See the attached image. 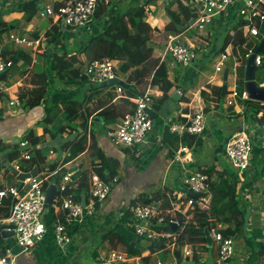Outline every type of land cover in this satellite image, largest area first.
Returning <instances> with one entry per match:
<instances>
[{
	"label": "crops",
	"instance_id": "crops-1",
	"mask_svg": "<svg viewBox=\"0 0 264 264\" xmlns=\"http://www.w3.org/2000/svg\"><path fill=\"white\" fill-rule=\"evenodd\" d=\"M21 1L25 0H0V10H2L4 13L8 10V8L12 7L14 2ZM51 1L52 4L50 5H53L54 2H59L62 0ZM106 1L108 3L110 0ZM113 2V4L117 3L116 0H113ZM162 2L163 0H156L154 5H150L152 11L149 10V18L151 19L150 23L154 28H156L155 30H158L157 32H160L161 30L164 31L165 26L171 20L170 16L163 17L164 12L161 5ZM113 4H111V8L114 6V9L116 10L115 5ZM158 4L161 5V8L158 6ZM124 6L125 5L123 4V7ZM151 12H153V15H151ZM3 19L9 24L8 30L11 29L13 31L18 28L23 32L22 35H19L18 33H11L10 37L14 35L27 38L25 33L30 32V36L33 38L29 37L27 39L33 40L35 45H26L27 48H25L19 46L23 44H16L15 42V44L13 43V45L17 47L14 49L17 51V55L19 51H21L23 54L27 55L29 60H27L25 57H22L21 59L17 58V63L21 62L22 64H26L27 67L24 69V75L22 78L18 79L15 83L10 86H6L4 80L6 79L7 75L3 78V83L7 89L5 92L0 93V109H3L4 111L3 119L0 120V141L3 142L0 143V189L18 186L19 179L17 175L9 168V165L12 164L20 171H23L20 169V166L26 165L27 160L19 157L13 161H9L8 156L9 152L11 151L10 147H12L13 144H17L19 147H21L20 142L24 140V136L30 129H34L37 135L43 136L44 138V141L38 145V148L42 150V155L46 157L45 162L42 164V171L51 169L50 167L52 165L55 166L53 169H57L61 164H63L61 172L57 173V175L60 176V182L67 173L71 172L72 179L74 180L73 188L75 191H77L80 183V181L76 179L78 173H87L89 186L91 173L99 169L94 166L101 162V159L98 155L100 151L107 159H113V161L118 162L119 164L118 175L114 178L116 181L114 182V186L109 197L100 203L96 213L93 216L87 217L85 225L79 227L77 230H74L76 224L69 226V233L72 241L65 251L59 247L55 240V224L58 219L61 218L63 220L64 215L63 210L58 205H55L53 207H48L44 215V219L48 227V233L46 237L30 251H20L21 253L17 254L14 264H92L91 261H93V264H99L101 258L106 256L112 250L127 253V247L124 242L134 243L137 247L145 249L143 253L145 255H151V264H156L152 263V260H154V256L158 258V254L156 255L154 252H152L150 248V242L140 239L135 234L134 230L128 225L132 215L130 213L131 207L138 202L152 198L159 191H162L163 194H165V198H158L154 201H160L165 206H168L169 195L173 192L184 189V184L180 185V176L184 173V171L187 170L189 172L193 168L198 169L201 165H211L210 163L213 161V159H215L213 164L216 166L217 170H222L221 165L218 164V154L220 152L221 146L217 145L215 141L219 140L220 143L223 138L224 145L221 151L224 153L227 140L233 134L239 132L241 126L239 125L236 127L225 128L221 126L219 122L225 116H228L231 120L232 118H236V120L238 118L246 119L245 114H243L245 107H247V105L244 104L246 101L240 99L237 109H234L236 108V105L228 106L225 99L224 101L221 100L222 102L217 101L216 96L214 95L215 92H213V90L214 88L222 87L224 74L221 78H219L217 74L206 75L204 79L199 81L197 76L200 72L198 73L196 70L197 68H192L191 64L187 66L186 70L184 71L178 70V65H175L173 61H169L167 59V41L164 52L156 48H154L153 52L154 59L160 60V62L167 64L169 79L174 83V87L170 93L171 97L166 101L160 100V98L163 96V92L160 89H156L155 86H152L153 84H151L152 73H154L155 68L152 71H148L143 77L132 76L129 78L133 69L126 73L121 72L119 70V62L118 73L121 77L120 80L127 83V86L124 88V94L116 92L117 95H114L113 90L111 89L114 87H109L108 89L104 88L98 92L95 85L89 87L90 85L86 83H83V85H72L70 87H66L65 85L61 84L55 88L50 100L51 104H57L64 98L69 97L86 100L83 108L81 109L83 116L81 115L79 119L75 120L74 124L78 125L87 119V125H85V127L79 126L78 128L81 132H86L88 134L87 147L83 153H80L75 158L66 161L65 158L69 156L70 149L69 146H64V144L66 141L74 139L77 135L75 131H72V126L65 130L62 135L56 138H53L51 133L44 134L43 128L45 127V124H38V122L42 120L45 115L44 105H38L34 108H28L25 105H20L18 94L20 89L34 86V84L31 83V80H33L35 74L44 72L47 69L50 60L53 59L52 54L55 51L63 53L67 51L68 48V50L71 51H76L77 49L81 48L91 35L100 32L103 29L104 20L95 18L89 26L85 27L83 34L80 33L76 37L77 41L80 43L78 45L74 43L76 40L72 36V34L75 33V28H66L62 25V35L60 39V42L62 41V43L60 46H58L55 43L53 44V41L50 42L48 40V33L53 30V27L51 28L52 23L56 24L52 17H50V22H40L39 25H36L34 22L36 17H34L30 22H27L23 12L15 11L11 13H5L3 15ZM216 19H225L232 24L234 21H237L239 17L237 18L236 11L233 10V12L228 16H221L217 17ZM190 30L191 28H188L180 35H183L185 40L199 42V37H192ZM228 30L229 29H227L225 32V35L227 34ZM175 34L176 33H171L169 36ZM86 35L89 36L86 37ZM52 37L53 35H51L50 40ZM67 39L71 40L70 44L63 42ZM217 41H219L218 38ZM154 46L155 45L152 44V47ZM7 47L8 46L3 41L2 36L1 49L8 50ZM213 48L216 50V45L213 46ZM232 51V46H229L225 52L228 53V56H231L234 59L235 55ZM76 56L79 58V63L76 64V66L81 65L84 72L85 67L88 64H84L86 57L83 53H77ZM148 65L149 64L146 66L150 68L151 66L149 67ZM227 69L229 70V68ZM200 70H203V68H200ZM27 78L30 80H27ZM194 78L196 79L194 80ZM228 80L229 71L227 84ZM202 90H206L208 92V100H205V98L202 97ZM146 91L153 93L155 98V126L144 143H141L135 147L120 146L113 142L108 133V136L105 137L99 131L94 130L93 127L97 126L98 128L103 127L104 130L109 128V132L111 128L116 127L121 122L122 115L111 122H108L99 116V112L103 109V106L113 107L118 112L121 111V113L129 112L134 105L131 97L133 98L136 95ZM118 95H122L123 97H118ZM11 102H13V104H11ZM208 103L211 104V110L209 113H206L204 109ZM169 107H175V110L171 111L169 110ZM231 107L233 111L230 110ZM225 109L229 110L227 114L225 113ZM199 111H204L205 114L212 116V120H207L209 122L208 127L211 128L212 126L213 128L208 130L207 127V134L202 137L201 143L199 145H196L195 143L193 146H191L187 142L183 141L182 145L188 147V151L186 153H182V156H184L183 161H175L174 155L181 146V143L171 144L175 135H173L171 132H168V124L165 122L169 118H172L175 122L184 123L189 119V116H192ZM237 115H240V117H237ZM61 116L62 115L57 118L56 122L58 121L61 124H66V120H63V122L60 120ZM48 126L51 130L56 129V125ZM245 126L249 125L246 124ZM158 127H160V130H157L156 132L155 130ZM256 132V136L258 137L257 141L259 139L263 140L264 133H262L260 130ZM252 133L255 132L252 131ZM248 135L255 143V138L252 137L254 134ZM260 135L262 138H259ZM61 137L63 138L62 142L57 144V141H59ZM92 143L97 144L96 148L91 146ZM207 146L213 149V157L205 156L206 153L201 151L202 148ZM21 150H23L22 147ZM120 171H122V174L119 173ZM255 175L256 173H254V169L251 164L250 168L248 169V181H251ZM262 175L263 176L258 178L250 188L245 189L244 191L247 204L249 205V211L251 212V217L248 219L247 224L252 226L253 240L251 239V242H248L246 239L244 256L242 257L243 263L248 261L247 263L253 264V261L257 256L264 259V255H261L260 253L255 252L252 254L254 246H256V250L258 251L264 246V183H261V180H264V170ZM107 177L110 179L109 175ZM114 179H112L111 182ZM80 193L81 197L83 194L86 195V193H83V190L80 191ZM128 205L129 210L127 207ZM254 206L257 207L255 212L253 210ZM190 217L191 214H189L186 218L188 219ZM4 219H6V216H3L0 213V224L4 223ZM79 231L82 232L78 234ZM12 237L14 236L9 238L2 237V241H0V252H2L4 248H9V244L11 246L14 244ZM84 248L89 249V252L91 253L90 259L87 256L81 257ZM182 252L183 251L181 249V253ZM217 253V246L213 251V254L207 255L208 253L206 252H199L197 257L199 264H215ZM130 257L132 260L126 264H143V262H141L142 257ZM83 260H86V262H83ZM159 261L160 259H158L157 264ZM231 262L232 259L227 264H231Z\"/></svg>",
	"mask_w": 264,
	"mask_h": 264
},
{
	"label": "built area",
	"instance_id": "built-area-1",
	"mask_svg": "<svg viewBox=\"0 0 264 264\" xmlns=\"http://www.w3.org/2000/svg\"><path fill=\"white\" fill-rule=\"evenodd\" d=\"M184 1L196 12L195 22L191 24V27L197 26L199 30L205 32L207 26L217 17H226L235 10L237 18H241L237 19L238 24H242L245 34L249 36L261 35V25L264 22V0ZM98 6L99 0H68L61 3L57 8L53 5H47L40 12L42 16H50L56 23L60 22L66 28L77 29L87 27L94 21ZM231 34H234L233 29ZM11 39L16 44L35 45L33 40L27 38L12 35ZM199 42L201 41L199 40ZM199 42L185 40L180 34L172 35L167 43L166 56L170 55L174 64L187 67L198 58ZM254 52L255 49H250L246 53L245 59L248 60ZM228 57L227 52L221 54V59L216 65V71L224 70V61ZM256 61L257 64L263 65L261 53L257 54ZM117 64V61L109 58L89 62L85 68V75L92 85H105L110 80L121 78ZM13 65V59L0 54V76ZM238 66V58L234 56L232 69L237 72ZM258 85L264 86V82H258ZM152 86L159 89L158 85ZM111 87L116 88V92L124 94L122 85H111ZM6 89L3 80L0 79V93L5 92ZM118 97L123 96L118 95ZM238 98L244 101L251 100L244 87L241 92L235 86L228 87L225 95L226 104L228 106L236 105L235 102ZM131 99L134 103L132 109L126 112L121 122L108 132L115 144L126 147L144 143L154 129L155 98L153 93L146 91L131 97ZM165 123L169 125L170 132L178 135L179 139H182L186 133L202 136L208 126L204 111L189 116V119L184 123L175 122L171 118ZM248 134L244 129L236 132L227 140L224 149L228 161L239 172L242 180H244V172L250 168L253 160L254 141ZM180 143L181 146L174 155L175 161H183L182 153L188 151V147L183 146L182 142ZM20 146L23 148L21 158L27 161L31 160L33 156L30 152L33 149L32 144L24 139L20 142ZM62 165L54 170L39 171L34 177L27 178L20 189L18 186L0 189V206L3 205L4 198H8L10 195L13 198L10 214L3 220L2 226L3 229L15 232L12 236L16 237V245L21 249V252L34 248L48 233L44 219L49 207L46 203V190L52 180L58 176L57 173L61 172ZM94 167L101 168V162ZM188 173L189 176L183 182L184 189L169 195L168 206L153 200L151 202L141 201L131 207L132 215L128 225L140 239L150 243L159 242L158 245L163 244L165 246L164 250H170L173 253L178 247V230L183 229L182 217L192 215L191 207L195 203L201 208H208L211 200L208 175L199 170ZM115 181L116 179L112 182L106 181L101 178L96 170L93 171L90 175L85 206H83L82 200H75L73 195L68 193L69 188L74 186L71 172L67 173L61 182L58 183L57 181L58 191L53 206L58 205L63 210L64 215L63 220L60 218L55 224V240L63 251L72 241L69 226L73 224L85 225L87 217L96 213V204H100L109 197ZM172 225L177 227L175 232L172 230ZM210 233L213 237V243L218 248L215 264H227L235 253L234 236H225L217 228H212ZM169 239H173V241L165 245ZM180 248L185 259H193L194 251L191 245L186 244ZM16 257L17 254H14L13 249L9 247L0 252V264H14ZM131 260L132 258L128 254L112 250L101 258L99 264H126ZM162 263L161 260L158 262V264Z\"/></svg>",
	"mask_w": 264,
	"mask_h": 264
},
{
	"label": "trees",
	"instance_id": "trees-1",
	"mask_svg": "<svg viewBox=\"0 0 264 264\" xmlns=\"http://www.w3.org/2000/svg\"><path fill=\"white\" fill-rule=\"evenodd\" d=\"M43 0H25L21 2H14L11 8H8L6 12L0 10V49L2 46V36L9 29V24L4 21L3 15L5 13H11L15 11L23 12L27 22H30L40 10H43L41 7ZM68 1L62 0L59 2H54L53 6L57 8L61 3ZM178 10L172 9V5L169 4V16L170 22L165 26V29L176 34L183 33L186 29L191 28V21L196 18V12L186 3L184 0H176ZM129 4L126 9L123 8V4L117 2L113 4V0H110L108 3L105 0H99V6L95 13V18H100L103 21L104 27L100 32H97L91 35L88 40L82 45L81 48L75 50H67L63 53L55 51L52 56L53 59L50 60L49 66L44 72L35 74L31 83L34 86L29 88H22L19 91L18 99L20 105H25L28 108H34L38 105H44L45 115L38 122L44 123L45 127L43 128L44 134L51 133L53 138H56L63 134L65 130L72 126L73 130L77 133L76 137L72 140L65 142L64 146H69V156L65 158L66 161H69L80 153H83L87 147L88 143V134L81 132L79 126L85 127L88 121L85 119L80 124L75 125L74 121L79 119L81 115L83 116L82 108L86 100L77 99L73 97L64 98L57 104H51V97L55 91L56 85L59 82L66 87L72 85H83L86 83L93 86L88 77L84 74L83 68L81 65L76 66L79 63V58L76 56L77 53H83L88 62L102 60L105 58L118 60L120 63L119 70L121 72H128L133 69L132 76L134 77H143L149 71L147 64L155 68L154 73H152L151 83L153 85H158L159 89L163 92L161 101H166L171 97V90L174 87V83L169 79L168 76V67L164 62L153 58V47L149 44L151 41V35L156 29L152 27L150 22H148V13L150 5H154L156 0H128ZM105 3V4H104ZM110 4V5H109ZM111 4L115 5V12H111ZM110 6V7H109ZM51 30L48 33V40L53 44L61 45L60 42L62 35V25L60 22L54 24L52 23ZM234 30V34H231V30ZM51 35L53 37L50 40ZM263 42L261 48V54L263 55V64H264V22L261 25V35L260 36H249L244 33L242 24H239L235 28L228 30L227 34L223 38L219 51L224 53L229 46H232L233 54L238 58L239 66L238 71L245 69L246 65V53L250 49H257L259 45ZM15 60L16 58L21 59L25 57L27 60V55L19 51L18 55L15 56H4ZM135 74V75H134ZM258 82H264V79ZM125 88L127 85L126 82L120 80L118 83ZM117 83L115 85H118ZM97 91L104 88H109L105 85H95ZM214 95L216 96L217 101L222 99V87L214 88ZM130 93V92H129ZM201 95L205 100H208L209 95L206 90L201 91ZM225 98V96H224ZM253 103V104H252ZM211 104L208 103L205 107L206 113H209L211 110ZM250 110V112H249ZM249 113H253L254 117L257 118L258 123L264 126V103L255 102L250 100L249 104L244 110L246 118H248ZM4 111L0 109V120L3 119ZM60 115H64L66 124H61L57 118ZM120 115L122 117L125 113L118 112L113 107H104L99 112L104 120L111 122L117 119ZM48 125H56L55 130H51ZM168 132L169 126H167ZM241 131V130H240ZM172 133V132H171ZM175 135L172 139L171 144H179L180 142H187L189 145L193 146L195 143L199 145L202 140V136H197L195 134L186 133L182 139H179L178 135ZM207 134V130L205 135ZM24 139L28 140L33 149L30 150L32 153V159L26 162V165H21L20 169L24 172H29L37 167L41 172L43 167L42 164L45 162L46 157L42 155V150L38 148V145L44 141L43 136H39L35 133L34 129H30L27 134L24 136ZM0 143H3L0 141ZM96 143H92L91 146L96 148ZM254 151H253V169L256 175L251 181H248V170L244 172V180L241 179L239 172L233 170L230 167L224 166L222 170H217L216 166L211 165H201L198 170L207 174L209 177V194L211 195L210 204L207 209L201 208L197 203L191 207V219L188 220L186 217H182V226L183 229L178 230V247L175 248L173 254L178 260V263L181 264L184 261L185 257L181 253V248L185 244H189L195 247L197 252H210L212 248L208 247V239L206 236V229L209 231L212 228H217L225 236H236L239 232H245L246 225L248 222L247 212L241 207V200L244 198L241 191L250 188L254 182L262 177L264 170V164L261 169L257 170L258 162H264V142L262 143L261 139L257 142L255 141ZM175 147V146H174ZM11 151L9 152V161H13L16 158L21 157L22 150L21 147L17 144H13ZM99 157L101 159V168L96 171L99 173L101 178L106 181H111L118 175V162L113 161V159H107L105 155L100 151ZM259 159V161H256ZM52 165L49 170H54ZM110 176L108 179L107 176ZM60 182V176L55 177ZM80 181L77 191L74 188H69L68 193L72 194L75 200H81L80 191L83 190V193H86L88 196V176L87 173H78L76 177ZM242 183L241 187L238 189V185ZM207 196V195H206ZM240 197V199H239ZM158 198H165V194L162 191H159L152 198H148L145 201L151 202ZM13 198L10 195L8 198H4L3 205L0 206V213L3 216L8 217L10 214L11 205ZM99 203L96 204V208L99 207ZM53 207V206H49ZM80 226L75 225L74 230H77ZM3 230L2 224H0V241H2L1 232ZM248 242H251V237L245 235ZM173 239H169L165 242V245L171 243ZM126 245V251L129 256H140L141 262L143 264H151V255H145L143 252L145 249L137 247L134 243L124 242ZM164 245L160 244L155 246V243H150V248L152 252L156 255L167 252L164 250ZM252 254L260 253L264 255V246L260 250H256V246L253 247ZM5 248L3 249V251ZM160 259L165 264L162 258H156L152 260V263H156ZM196 264H199V260L194 257Z\"/></svg>",
	"mask_w": 264,
	"mask_h": 264
},
{
	"label": "rangeland",
	"instance_id": "rangeland-1",
	"mask_svg": "<svg viewBox=\"0 0 264 264\" xmlns=\"http://www.w3.org/2000/svg\"><path fill=\"white\" fill-rule=\"evenodd\" d=\"M116 1L117 2H122L125 5L123 7L124 9H126L128 7V4H129L128 0H116ZM105 2H107V1L105 0ZM172 2L174 3L172 5V9L178 10L177 1L176 0H163V2L161 4L162 7H163V12H164L163 17L169 16L168 15L169 14L168 6H169V4H172ZM50 4H52V1L51 0H43L41 7L43 8V6L45 7V6L50 5ZM126 5H127V7H126ZM161 5L158 4V6L160 8H161ZM149 7H150L149 10L152 11L151 6H149ZM110 11L111 12L112 11L115 12L114 6L110 9ZM148 15H149V13H148ZM151 15H153V12H151ZM35 17H36V19L34 20V22H35L36 25H39L40 22H45V23L50 22V16H42L41 12H38V14ZM239 19H240V17H239ZM147 20H148V22H151V19L149 17H148ZM238 25H239L238 24V21H234V23L231 24V23H229L225 19L224 20L215 19L212 23H210L207 26L205 32L203 30H199L197 26L191 27V30H190L191 36L192 37L198 36L199 37V40H201V42H199L200 43V48L197 49L198 58H197V60L194 61V63L191 64V67L192 68H197L196 70L198 71V73L200 72L199 74L197 73L198 74L197 77L199 78V81L201 79H204L206 75H212V74H217L218 77L221 78L223 76V74H224L225 69L226 68H229L228 86L229 87H234L235 86L238 89V91L241 92V90L245 86V69L244 70H241L240 72H235L232 69V66L234 65V59L231 56H229L228 59H226L224 61V70L223 71H216V68H215L216 67V64L221 59V53L219 51V48H220L221 42L223 40V36L225 35V32L227 31V29L235 28ZM84 29H85V27H83V28H77V29H75V33L72 34V36L76 40L74 42L76 45L80 44L77 41V38L76 37L80 33L83 34ZM13 31H15V32H13ZM13 31L11 29L10 30H7L4 33V35H3V41L8 46L7 47L8 50H14V49L17 48L16 46L13 45L14 41L10 37L11 33H18L19 35H22L23 34L22 30H20L18 28H16ZM157 31L158 30H154L153 31V33L151 35V41L149 42V44H151V46H152V44L155 45L153 47V49L154 48L160 49L162 52H164L165 51L166 42L170 38L169 35H171V33H174V32L169 33L170 31H166L165 29H164V31L163 30H161L160 32H157ZM30 35H31L30 32H26L25 33V36L27 38H29V37L33 38ZM88 36L89 35H86V37H88ZM217 38L219 39V41H217ZM63 42L70 44L71 43V40L70 39H67V40H65ZM215 45L217 47L216 50H214V48H213V46H215ZM19 46H22V47L27 48L26 44L19 45ZM167 56H168L167 59L169 61L170 60L172 61V58L170 57V55H167ZM85 63L87 64L89 62L85 59L84 64ZM175 65H178V64H175ZM148 66L150 67L151 65H148ZM26 67H27L26 64H22L21 62H19L13 68H11V70L9 71V73L6 76V79L4 80L6 86H10L13 83H15L18 79L22 78V76L24 75V69H26ZM200 68H203V70H200ZM245 68H246V66H245ZM153 69H154L153 66H151L150 68H148L149 71H152ZM177 69L184 71V70H186V67H184L182 65H178L177 66ZM195 79L196 78H194V80ZM235 79H236V81H235ZM263 79H264V67H262L261 69H259L257 71V81L258 80L261 81ZM27 80H30V79L27 78ZM189 83H190V81H189ZM59 85H61V84L58 82L57 85H56V87H58ZM111 89L113 90V93L115 95L116 94V91H115L116 88H111ZM224 99L225 98L222 97V99H220V100H223L224 101ZM239 100H240L239 98L236 99V102H235L236 108H234V109H237L238 108V102H239ZM249 102L250 101H246V102H244V104L248 105ZM255 102H258V101H255ZM169 110L174 111L175 110V107H169ZM230 110L233 111L232 107H231ZM228 111H229L228 109H225V113L226 114L228 113ZM249 112H250V110H249ZM243 114H244V111H243ZM248 116L249 117L246 118V119H240V118H238L237 120H236V118H232V120H231L228 116H225L222 120H220L219 124L221 126L225 127V128H228V127H236V126H239L240 125L241 126L240 127V130L242 131L244 129L247 133L254 134L252 137L255 138V141L257 142V138L258 137L256 136V134H257L256 131L260 130L262 133H264V126L262 124L260 125L258 123L257 118L254 117V114L253 113H249ZM64 117L65 116L62 115L61 118H60V120L62 122H63V120H65ZM237 117H240V115H237ZM206 118L208 120H212V116L209 115V114H206ZM246 124H248L249 126H245ZM208 125H209V122H208ZM93 128H94V130L99 131L100 133H102V135H104L105 137L108 136L107 133H108V129L109 128H107L105 130L103 129V127L98 128L97 126H94ZM211 128H213V127L211 126ZM211 128L208 127V130L211 129ZM217 129H218V127H217ZM157 130H160V127H158L155 131L157 132ZM252 131H254L255 133H252ZM259 138H262L261 135H260ZM62 140H63V138L61 137V139L59 141H57V144L59 142H62ZM105 140L107 141L106 138H105ZM261 141L263 143L264 142V139L261 140ZM215 143L217 145H220L221 146L220 152L218 154V157H219L218 164L221 165L222 168L224 166H227V167H230L233 170L237 171L235 168L232 167V165L228 161V158L226 157V155L221 151V149L223 148V145H224L223 138H222V141L220 143H219V140H216ZM120 146H123V145H120ZM133 147H135V146H133ZM201 151H204L206 153L205 156L213 157V149L209 148L208 146L205 147V148H202ZM214 160L215 159H213V161L210 164H213L214 163ZM256 161H259V159H256ZM263 164H264V162L263 163L258 162V164H257V170L261 169L262 166H263ZM197 170H198L197 168H193L190 171H197ZM119 173L122 174V171H120ZM188 176H189L188 171L187 170L184 171V173L180 176L181 177L180 178V181H181L180 185H183L184 179L186 177H188ZM261 183H264V180H261ZM241 185H242V183H240L238 185V189L241 187ZM116 186H117V184H116ZM242 193H243L244 198L241 200V207L243 209H245V211L247 212V217L249 219L251 217V212L249 211V205L247 204V200L245 198L246 196L244 195L245 192L241 191L240 194L242 195ZM239 199H240V197H239ZM127 207H128V210H129V205ZM253 208H254L253 210L255 212V209H257V207L254 206ZM130 213L132 214V210L131 209H130ZM252 213H253V211H252ZM190 219H191V217L188 218V220H190ZM78 226L81 227L83 225H78ZM81 232L82 231H79L78 234H80ZM245 235H249L251 237V239L253 240V238H252L253 237L252 226L250 224H247L246 225L245 232H239L235 236V253L233 255L231 264H241V263L242 264H249V263H247L248 261L246 263H243L242 262V257L244 256L245 242H246V236ZM12 240H14L13 241L14 244L12 246L9 244L10 248L13 249L14 254H20L21 253L20 252L21 249L18 248V246L15 243L16 240H17L16 237H12ZM215 248H216V244L213 245V248H212V250H210V252H207L208 253L207 255L213 254V251L215 250ZM192 249L194 251L193 257H196L197 258L199 252H197V250H195V247L194 246H192ZM83 256H87L90 259L91 253L89 252V249L88 248H84L83 249V252L81 254V257H83ZM158 257L159 258H162L164 260L165 264H179L178 263V260L176 259V257L174 256V254L170 250H168L167 252H164L162 254H159ZM155 258H156V256H154V259ZM83 262H86V260H83ZM91 263L93 264V261H91ZM253 264H264V259H262V258H260V257L257 256L254 259Z\"/></svg>",
	"mask_w": 264,
	"mask_h": 264
},
{
	"label": "water",
	"instance_id": "water-1",
	"mask_svg": "<svg viewBox=\"0 0 264 264\" xmlns=\"http://www.w3.org/2000/svg\"><path fill=\"white\" fill-rule=\"evenodd\" d=\"M195 20L193 19L191 21V24H194ZM263 42L259 45V47L255 50V52L248 58L247 63H246V68H245V90L248 93V96L251 100L254 101H259V102H264V86H259L257 82V71L264 67L263 65L257 64L256 57L257 54L261 53V48H262ZM0 54L4 56H9V55H17L16 50H5L1 49ZM18 59L16 58L14 60V65L17 63ZM11 70L8 69L5 72H3L0 76V79H3L8 72ZM228 69L226 68L223 76V85H222V93L221 95L224 97L227 92L228 84H227V78H228ZM120 81L119 78H115L113 80H110L107 82L105 85H113L115 83H118ZM154 126H155V120H154ZM9 168L17 175L19 181H18V188L20 189L21 186L23 185V182L30 177H34L35 175L38 174L39 170L37 167H34L32 171L29 172H24L20 171L17 167L14 165L10 164ZM57 179H53L52 182L49 184L47 190H46V203L47 206H53L54 205V199L57 195ZM82 203L83 206L86 205V195L83 194L82 197ZM172 230L175 232L177 230V227L175 225H172ZM14 231H9L6 229H3L1 232V235L3 238H9L12 235H14ZM206 236L208 239V247L213 246V238L208 229H206ZM159 242H155V246L158 245ZM182 264H196L195 260H184L182 261Z\"/></svg>",
	"mask_w": 264,
	"mask_h": 264
},
{
	"label": "clouds",
	"instance_id": "clouds-1",
	"mask_svg": "<svg viewBox=\"0 0 264 264\" xmlns=\"http://www.w3.org/2000/svg\"><path fill=\"white\" fill-rule=\"evenodd\" d=\"M3 56H4V55H3ZM112 60H115V59H112ZM115 61L119 62L118 60H115ZM13 66H14V65H13ZM117 67H118V64H117ZM85 68H86V67H85ZM84 74H85V70H84ZM2 80H3V79H2ZM119 82H120V81H119ZM119 82H118V83H119ZM115 84H116V83H115ZM115 84H113V85H115ZM105 86H109V87H111V85H105ZM204 113H205V112H204ZM153 118H154V113H153ZM171 119H172V118H171ZM168 126H169V125H168ZM207 127H208V126H207ZM206 130H207V129H206ZM205 132H206V131H205ZM203 136H205V133H204V135H202V137H203ZM212 238H213V237H212ZM234 238H235V237H234ZM213 245H214V243H213ZM183 246H184V245H183ZM191 246H192V245H191ZM126 254H127V253H126ZM187 259L190 260L189 258H186V259H184V260H187ZM192 260H195L194 257H193ZM195 261H196V260H195Z\"/></svg>",
	"mask_w": 264,
	"mask_h": 264
}]
</instances>
